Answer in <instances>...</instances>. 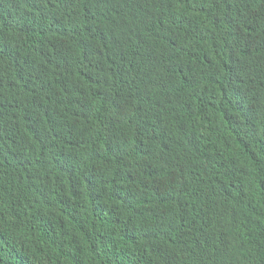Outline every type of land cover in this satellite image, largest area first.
I'll list each match as a JSON object with an SVG mask.
<instances>
[{
  "label": "trees",
  "instance_id": "obj_1",
  "mask_svg": "<svg viewBox=\"0 0 264 264\" xmlns=\"http://www.w3.org/2000/svg\"><path fill=\"white\" fill-rule=\"evenodd\" d=\"M0 264H264V0H0Z\"/></svg>",
  "mask_w": 264,
  "mask_h": 264
}]
</instances>
